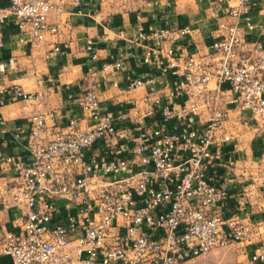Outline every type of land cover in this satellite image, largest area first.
<instances>
[{
	"label": "built area",
	"instance_id": "2783aa9c",
	"mask_svg": "<svg viewBox=\"0 0 264 264\" xmlns=\"http://www.w3.org/2000/svg\"><path fill=\"white\" fill-rule=\"evenodd\" d=\"M69 2L90 14L86 0ZM211 4L214 35L203 54L187 47L194 38L188 23H134L127 42L140 47L148 72L124 76L126 89H143L132 106L101 110L91 80L73 93L82 114L68 116L62 127L50 124L48 138L40 113L13 131L24 139L28 160L0 151V164L15 173L0 186V208L16 211V229L0 235V256L7 258L0 264H180L214 247L252 241L257 225L247 213L223 216L227 182L213 179L209 162L229 108L264 122V41L245 38L253 28L251 0ZM62 14V0H6L0 22L12 19L31 47H41ZM83 51L97 57L88 38ZM62 52L57 44L48 49L52 56ZM121 63L117 58L96 70ZM37 97L20 85H0V107ZM228 138L221 132L218 140ZM223 165L229 175L233 161ZM249 260L264 264L262 243Z\"/></svg>",
	"mask_w": 264,
	"mask_h": 264
},
{
	"label": "crops",
	"instance_id": "0c3cea01",
	"mask_svg": "<svg viewBox=\"0 0 264 264\" xmlns=\"http://www.w3.org/2000/svg\"><path fill=\"white\" fill-rule=\"evenodd\" d=\"M5 3L6 0H0V7ZM86 3L90 14L78 13L69 0H62L64 14L54 33L44 32L41 47H31L28 33L20 31L12 19L0 22V85H20L26 91L38 92L34 101L18 99L0 107L2 153L27 161L24 139H15L13 131L26 129L31 114L40 113L48 125L43 136L48 138L55 128L50 124L62 127L68 116L82 114L73 93L84 90L91 80L101 110L117 112L132 106L143 89H126L124 76L148 72L140 61V47H132L127 42L137 20L146 28L159 25L162 19H169L176 26L190 24L194 37L191 42L186 37L176 40L174 45L178 47L189 41L187 47L195 46L201 54L207 51L214 35L211 0H86ZM250 14L253 28L246 32V40L264 41V0H251ZM87 38L97 53L95 59L83 51ZM52 44L59 45L63 52L50 55L48 49ZM117 58L122 61L119 69L96 70ZM91 70H96L93 78L88 76ZM143 107L141 105L140 109ZM143 119L145 122L147 116ZM126 122L117 121V125ZM221 132L227 133L229 138L218 140ZM216 140L211 147L209 171L213 172L214 180L224 178L227 182L222 214L244 212L257 225L252 241L234 243L241 249L238 264H259L250 261L249 255L259 243L264 246V122L251 117L247 111L231 107ZM226 159L233 161L229 175L224 173ZM14 178L13 168L0 164V186L11 183ZM15 214V210L0 208V235L16 229L11 222ZM4 262L7 258L0 256V263Z\"/></svg>",
	"mask_w": 264,
	"mask_h": 264
},
{
	"label": "rangeland",
	"instance_id": "374dc122",
	"mask_svg": "<svg viewBox=\"0 0 264 264\" xmlns=\"http://www.w3.org/2000/svg\"><path fill=\"white\" fill-rule=\"evenodd\" d=\"M239 244L214 247L208 252L195 256L180 264H238L241 254Z\"/></svg>",
	"mask_w": 264,
	"mask_h": 264
}]
</instances>
